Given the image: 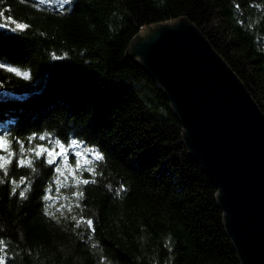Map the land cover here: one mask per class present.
Returning a JSON list of instances; mask_svg holds the SVG:
<instances>
[{
  "label": "trees",
  "instance_id": "trees-1",
  "mask_svg": "<svg viewBox=\"0 0 264 264\" xmlns=\"http://www.w3.org/2000/svg\"><path fill=\"white\" fill-rule=\"evenodd\" d=\"M177 19L264 115V0H0V135L14 152L0 169V264H241L217 189L127 55L142 29ZM57 141L53 164L28 151L59 153Z\"/></svg>",
  "mask_w": 264,
  "mask_h": 264
},
{
  "label": "water",
  "instance_id": "water-1",
  "mask_svg": "<svg viewBox=\"0 0 264 264\" xmlns=\"http://www.w3.org/2000/svg\"><path fill=\"white\" fill-rule=\"evenodd\" d=\"M127 55L164 92L193 160L217 189L241 264H264V115L225 60L185 19L152 24Z\"/></svg>",
  "mask_w": 264,
  "mask_h": 264
},
{
  "label": "snow or ice",
  "instance_id": "snow-or-ice-1",
  "mask_svg": "<svg viewBox=\"0 0 264 264\" xmlns=\"http://www.w3.org/2000/svg\"><path fill=\"white\" fill-rule=\"evenodd\" d=\"M25 27L26 26L23 25V24H16V28L17 29H23ZM8 71H13V72L16 73V75H22L26 79L28 78V75H29L27 72L21 73V72H18L15 69H12V68H9ZM39 139L43 140V139H45V137L44 136H40ZM56 143H57V146L61 149V151L59 153H57L55 148L48 149V148H45L43 146H39V147L33 148V149H28V151L33 152L36 157H40V156H42V155H44L46 153L47 156L49 157L47 162L49 164H53L55 162V160H54L55 156L64 154L63 145H60L59 141H57ZM73 143H75V141H73ZM23 150H24L23 145H21V151H23ZM0 151H3V152L6 153L5 156H0V169H4L5 170L4 171V175L6 176L7 175L6 166L8 164H11V159H9V158L14 155V152L11 151V144H10L8 138L5 137V136H2V135H0ZM97 159H100V157L97 156ZM24 163H25V160H23V159H21L19 161V164L21 166L24 165ZM28 163L30 164L31 161H28ZM87 182L88 181H84V183H87ZM89 223H91V222H89Z\"/></svg>",
  "mask_w": 264,
  "mask_h": 264
},
{
  "label": "rangeland",
  "instance_id": "rangeland-1",
  "mask_svg": "<svg viewBox=\"0 0 264 264\" xmlns=\"http://www.w3.org/2000/svg\"><path fill=\"white\" fill-rule=\"evenodd\" d=\"M55 1L61 4L64 0H55Z\"/></svg>",
  "mask_w": 264,
  "mask_h": 264
}]
</instances>
